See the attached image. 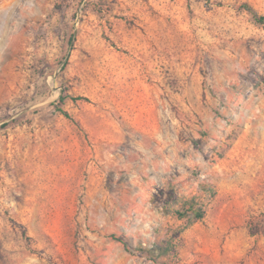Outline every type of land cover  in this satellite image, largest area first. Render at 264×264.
<instances>
[{"label":"rangeland","instance_id":"374dc122","mask_svg":"<svg viewBox=\"0 0 264 264\" xmlns=\"http://www.w3.org/2000/svg\"><path fill=\"white\" fill-rule=\"evenodd\" d=\"M245 5L0 0V264H264Z\"/></svg>","mask_w":264,"mask_h":264},{"label":"trees","instance_id":"16d2710c","mask_svg":"<svg viewBox=\"0 0 264 264\" xmlns=\"http://www.w3.org/2000/svg\"><path fill=\"white\" fill-rule=\"evenodd\" d=\"M248 11H250V13L252 14L254 20L256 21V23L261 24L264 26V15H260L258 12H256L254 9H252V7L250 5H245L244 6ZM63 95L60 96L59 102H63L64 101ZM192 211V215H195L196 217H201L202 216V210L200 208L198 209H191ZM184 213H181V215H183ZM170 247V246H169ZM158 247H155L154 249H156ZM168 249H165V251L167 252ZM169 253V252H167ZM170 254V253H169Z\"/></svg>","mask_w":264,"mask_h":264}]
</instances>
